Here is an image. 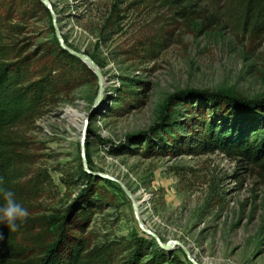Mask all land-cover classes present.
I'll use <instances>...</instances> for the list:
<instances>
[{"label":"rangeland","instance_id":"rangeland-1","mask_svg":"<svg viewBox=\"0 0 264 264\" xmlns=\"http://www.w3.org/2000/svg\"><path fill=\"white\" fill-rule=\"evenodd\" d=\"M18 1H0L12 6V23L20 26L13 39L48 68L59 46L52 16L31 2L14 6ZM48 1L67 46L89 56L102 75V101L84 146L89 170L122 182L143 225L162 242L183 245L199 264H264V170L220 151L181 154L197 120L209 119L215 105L193 97L168 103L193 90L243 104L264 99V35L242 36L241 17L228 0H191L195 13L219 15L220 25L206 33L195 16L187 21L161 0ZM78 67L80 87L34 123L12 130L31 156L29 177L44 174L43 191L24 205L30 216L63 217L82 188L61 181L81 163L82 129L99 90L97 78ZM123 91L137 92L133 110L121 107ZM235 108L221 105L220 114ZM105 182H95L109 205L93 216L89 244L152 240L138 229L122 189ZM170 256L189 264L179 246Z\"/></svg>","mask_w":264,"mask_h":264},{"label":"trees","instance_id":"trees-1","mask_svg":"<svg viewBox=\"0 0 264 264\" xmlns=\"http://www.w3.org/2000/svg\"><path fill=\"white\" fill-rule=\"evenodd\" d=\"M25 1L50 15L49 9L39 0H19L13 5ZM161 2L175 7L176 13L187 21L195 16L200 21V33L220 25L216 13L208 14L205 10L195 13L191 0ZM226 3L236 5L234 9L241 17L239 33L242 36L259 40L264 35V0H228ZM11 9L12 6L0 3V177L16 192L19 202L26 205L43 191L44 181L40 177L44 174L29 177L31 156L24 151V144L12 130L34 123L47 109L57 105L62 95L80 87L83 80L79 65L90 77L95 78V75L59 46L53 55H49L53 57L50 66L41 67L34 53L25 54L17 47L13 36L18 34L20 26L12 23ZM135 93L121 92L118 98L121 107L128 106V110H133L134 102H139ZM191 97L207 99L215 105V112L209 119L200 116L196 122L197 132L183 141L179 152L197 156L220 151L264 170V99L255 104H243L236 100L237 97L220 93L180 92L168 103ZM228 104L237 107L233 111L239 112L220 114L221 105ZM80 161L78 169L67 174L68 179H61L66 187H82L63 217L29 215L14 233L0 225V233L4 236L0 240V264H182L154 247L152 240L137 236L130 240L120 237L89 244L86 231L92 226L93 216L107 207L109 200L105 189L97 186L96 181L85 173L81 156ZM125 256V260L118 262ZM145 256L149 258L143 261Z\"/></svg>","mask_w":264,"mask_h":264},{"label":"water","instance_id":"water-1","mask_svg":"<svg viewBox=\"0 0 264 264\" xmlns=\"http://www.w3.org/2000/svg\"><path fill=\"white\" fill-rule=\"evenodd\" d=\"M44 6H46L49 11L50 14L52 16V24H53V29H54V33L55 36L57 38L58 44L61 48L62 51L68 53L70 56L80 60L83 64H85L95 75V77L98 80L99 83V90H98V94L97 97L94 101L90 116L87 118V120L85 121L84 127L82 129V138H81V157H82V165H83V169L85 171V173L89 174V176H91L94 181H109V182H114L115 184H117L122 191L124 192V194L127 196V198L129 199V201L131 202V207H132V212H133V216L135 219V222L137 224L138 229L146 236L150 237L155 244L159 247L160 250L166 252L167 257L170 256L173 247L174 246H179L183 252L186 255V259L189 262V264H199L196 259L189 253V251L187 250V248H185L183 245H181L178 242L175 241H167V242H162L160 240V238L151 230L147 229L140 217H139V213H138V209H137V204L134 201L131 193L129 192V190L125 187V185L120 182L119 180H116L115 178H113L112 176L108 175V174H102V173H95L89 170L88 168V164H87V160L85 158V154H84V146H85V140L86 137L89 133V124L90 121L92 119V117L95 115L97 109L100 106V103L102 101V93H103V88H102V75L101 72L99 71L97 65L95 64V62L87 55L83 54V53H79L73 49H71L70 47L67 46V44L64 41V38L62 36V33L60 31L59 25L56 21V16L54 15L53 11H52V6L50 5L48 0H39ZM188 93L190 92H196V93H202L205 91H187ZM208 92V91H207ZM213 93V92H210Z\"/></svg>","mask_w":264,"mask_h":264},{"label":"clouds","instance_id":"clouds-1","mask_svg":"<svg viewBox=\"0 0 264 264\" xmlns=\"http://www.w3.org/2000/svg\"><path fill=\"white\" fill-rule=\"evenodd\" d=\"M55 174H53L54 176ZM0 225H5L11 233L18 231L20 225L28 218V209L19 202L16 192L5 185L3 177H0ZM4 236L0 233V240Z\"/></svg>","mask_w":264,"mask_h":264}]
</instances>
